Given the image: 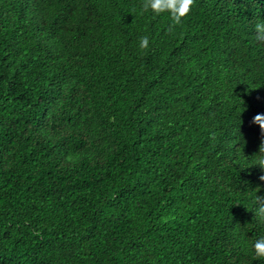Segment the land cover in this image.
I'll return each mask as SVG.
<instances>
[{"label":"trees","instance_id":"obj_1","mask_svg":"<svg viewBox=\"0 0 264 264\" xmlns=\"http://www.w3.org/2000/svg\"><path fill=\"white\" fill-rule=\"evenodd\" d=\"M142 5L0 0V264H264V0Z\"/></svg>","mask_w":264,"mask_h":264},{"label":"clouds","instance_id":"obj_2","mask_svg":"<svg viewBox=\"0 0 264 264\" xmlns=\"http://www.w3.org/2000/svg\"><path fill=\"white\" fill-rule=\"evenodd\" d=\"M195 0H143V10H151L155 15H160L161 13H168L175 24H180L182 18L186 17L193 5ZM256 33L258 40H264V23L256 24ZM140 47L147 49L149 47V38L147 36L143 37L140 41ZM254 124L259 125L260 129L264 131V113H258L253 117ZM260 151L264 152V143L260 146ZM264 165V162H261ZM264 168V166H262ZM264 180V175L260 177ZM260 197H257L259 202ZM257 215L264 218V204H261L258 208ZM255 256L257 258H264V237L258 239L254 244Z\"/></svg>","mask_w":264,"mask_h":264}]
</instances>
